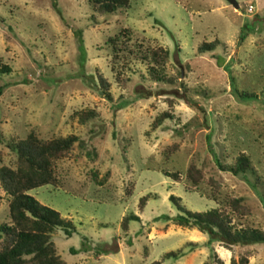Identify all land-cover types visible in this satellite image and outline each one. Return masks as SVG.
I'll use <instances>...</instances> for the list:
<instances>
[{
  "label": "rangeland",
  "instance_id": "1",
  "mask_svg": "<svg viewBox=\"0 0 264 264\" xmlns=\"http://www.w3.org/2000/svg\"><path fill=\"white\" fill-rule=\"evenodd\" d=\"M235 1L128 0L103 13L87 0H0V63L9 66L0 73V165L15 166L8 145L30 132L77 137L53 160V182L27 191L72 222L69 236L50 232L66 263L230 264L243 255L264 264V243L225 248L163 217L182 213L170 195L190 211L239 197L248 211L231 212L233 225L264 230V0ZM157 46L167 51L154 65L163 80L149 73ZM85 109L93 114L81 121ZM161 112L168 117L157 122ZM239 154L249 162L243 173L216 166ZM7 201L0 189V223ZM131 213L137 220L123 230ZM167 251L178 255L163 258Z\"/></svg>",
  "mask_w": 264,
  "mask_h": 264
},
{
  "label": "trees",
  "instance_id": "2",
  "mask_svg": "<svg viewBox=\"0 0 264 264\" xmlns=\"http://www.w3.org/2000/svg\"><path fill=\"white\" fill-rule=\"evenodd\" d=\"M93 9L98 12L111 13L119 7L127 5L128 0H87ZM244 31H239V39L244 37ZM217 41H202L197 50L208 51L216 45ZM167 51L160 46L150 49L148 57L152 64L149 65V73L155 80H163L164 77L156 69L163 65ZM156 65V66H154ZM9 72V66L0 63V73ZM98 82L104 90V96L108 98L107 82L98 75ZM234 94L240 98H252L254 94L246 91H237ZM81 121L91 117V109L77 112ZM168 117L167 112H161L156 121ZM77 141L74 134L49 139H39L33 133H28L24 138L18 139L8 145L15 152V166L0 165V189L8 196L7 214L9 221L0 223V264H78L66 263L55 252L54 244L50 239V232L54 227L63 229V233L69 236L74 230L72 222L58 214V212L38 202L27 191L44 184H50L54 180L53 160L65 156ZM220 170H228L233 174L243 173L249 165L245 155L239 154L230 166L221 164L215 160ZM186 177L192 183L200 177V173L193 165L186 169ZM214 187L216 181L208 178ZM173 204L178 211L175 215L164 218L171 219L175 224L184 227H195L208 236V242L217 241L225 248L232 245H246L250 243H264V230L242 225L235 227L231 222V212L237 216L247 213V207L239 197L224 199L223 207H213L202 211H190L176 202V197L170 195ZM144 198H140V206ZM143 205V204H142ZM128 220H137L135 214L123 216L120 227L125 230ZM73 250L72 248H70ZM74 251V250H73ZM178 254L167 251L163 258L176 257ZM230 264H246L245 256H239L237 261L230 258ZM220 263V261H219ZM150 264H158L157 260Z\"/></svg>",
  "mask_w": 264,
  "mask_h": 264
},
{
  "label": "water",
  "instance_id": "3",
  "mask_svg": "<svg viewBox=\"0 0 264 264\" xmlns=\"http://www.w3.org/2000/svg\"><path fill=\"white\" fill-rule=\"evenodd\" d=\"M228 2L231 4L233 7H237V2L235 0H228Z\"/></svg>",
  "mask_w": 264,
  "mask_h": 264
},
{
  "label": "built area",
  "instance_id": "4",
  "mask_svg": "<svg viewBox=\"0 0 264 264\" xmlns=\"http://www.w3.org/2000/svg\"><path fill=\"white\" fill-rule=\"evenodd\" d=\"M251 9H252V6L250 4H248L246 7V10L249 12V11H251Z\"/></svg>",
  "mask_w": 264,
  "mask_h": 264
}]
</instances>
